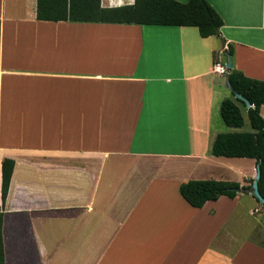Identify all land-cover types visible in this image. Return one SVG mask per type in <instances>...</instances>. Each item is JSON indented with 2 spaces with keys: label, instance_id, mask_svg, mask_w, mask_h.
<instances>
[{
  "label": "crops",
  "instance_id": "1",
  "mask_svg": "<svg viewBox=\"0 0 264 264\" xmlns=\"http://www.w3.org/2000/svg\"><path fill=\"white\" fill-rule=\"evenodd\" d=\"M37 1L0 0V209L2 162L15 161L5 264H264L249 221L261 203L242 190L258 165L211 153L219 134L253 132L248 109L242 128L224 123L236 97L214 67L232 47L233 69L264 81V0H207L224 22L209 38L39 21ZM192 180L241 191L194 208L180 193Z\"/></svg>",
  "mask_w": 264,
  "mask_h": 264
},
{
  "label": "trees",
  "instance_id": "2",
  "mask_svg": "<svg viewBox=\"0 0 264 264\" xmlns=\"http://www.w3.org/2000/svg\"><path fill=\"white\" fill-rule=\"evenodd\" d=\"M37 18L50 22L127 23L159 26L195 27L202 38L218 36L224 25L220 14L207 0H135L132 5L105 8L102 0H38ZM231 57L234 50L229 47ZM229 82L235 92L246 97L254 106L248 109V119L253 132L219 134L212 146V155L226 158H247L260 166L259 192L264 198V118L260 109L264 106V81L246 77L235 69L229 70ZM237 98L226 99L222 104V119L231 128H242L244 117ZM15 161L2 162L0 209V264H5L3 242V210L6 206ZM239 183L215 180L188 181L180 187L182 197L194 208H202L209 201L226 196L237 197ZM251 185L242 190L247 191ZM264 209V204L262 205Z\"/></svg>",
  "mask_w": 264,
  "mask_h": 264
},
{
  "label": "rangeland",
  "instance_id": "3",
  "mask_svg": "<svg viewBox=\"0 0 264 264\" xmlns=\"http://www.w3.org/2000/svg\"><path fill=\"white\" fill-rule=\"evenodd\" d=\"M231 99H234L232 94H229ZM240 107L242 108V111L244 112L245 116H247V108L243 106V104H239ZM248 120V118H247ZM250 223L252 224L255 222V230L253 234L251 235L254 240L263 243L264 245V209L262 207V204H259L257 202L256 208L254 211V217H250L249 219Z\"/></svg>",
  "mask_w": 264,
  "mask_h": 264
},
{
  "label": "water",
  "instance_id": "4",
  "mask_svg": "<svg viewBox=\"0 0 264 264\" xmlns=\"http://www.w3.org/2000/svg\"><path fill=\"white\" fill-rule=\"evenodd\" d=\"M226 67L229 70L233 69L232 58L229 55H228V62L226 64ZM228 86H229V89L234 93L235 97L245 103L247 109H250V108L254 107L246 97H244L240 93L235 92L233 90V88H232V86H231L229 81H228ZM259 179H260V166L258 165L257 166V175H256V178H255V180L253 182V185H252V187L250 189V194L253 195L263 205L264 204V198L262 197V195L259 192V185H258ZM236 190H237V192L241 191L239 188L236 189Z\"/></svg>",
  "mask_w": 264,
  "mask_h": 264
},
{
  "label": "built area",
  "instance_id": "5",
  "mask_svg": "<svg viewBox=\"0 0 264 264\" xmlns=\"http://www.w3.org/2000/svg\"><path fill=\"white\" fill-rule=\"evenodd\" d=\"M214 70L221 74H228L229 70L226 66L221 65L220 63H217L214 67Z\"/></svg>",
  "mask_w": 264,
  "mask_h": 264
}]
</instances>
